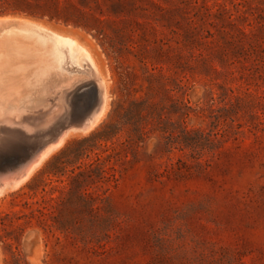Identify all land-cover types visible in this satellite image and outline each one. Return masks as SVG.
<instances>
[{"label": "rangeland", "instance_id": "1", "mask_svg": "<svg viewBox=\"0 0 264 264\" xmlns=\"http://www.w3.org/2000/svg\"><path fill=\"white\" fill-rule=\"evenodd\" d=\"M5 18L86 46L108 104L88 124L96 77L45 79L0 179L70 132L0 192V264H264V0H0Z\"/></svg>", "mask_w": 264, "mask_h": 264}, {"label": "bare ground", "instance_id": "2", "mask_svg": "<svg viewBox=\"0 0 264 264\" xmlns=\"http://www.w3.org/2000/svg\"><path fill=\"white\" fill-rule=\"evenodd\" d=\"M66 63L72 69L74 66L77 68V70L81 72L86 71L87 74H91V76H94V78L96 77L95 80L97 81L98 87V89L96 90H98L100 99L99 107L96 105V107L99 108L96 116L94 117L93 121L89 120L88 122V124H92L98 118H100V116L102 118V114L104 113L108 104V94L106 84L99 69V64L97 63L96 59L93 57L89 49L82 43H80L77 39H73L56 31H50L43 25V23L41 24L39 22H33L28 19L19 18L0 19V154L8 149L10 150V148L14 146L15 139H22L26 137L28 132L29 134L32 133L30 132L31 129L37 126L38 119H41V116L44 113V111L42 112L39 108V106H41V103H39L41 101V98L38 97L43 94L42 92H44L43 88L45 85L43 84L46 82L48 83L47 80L51 75H55V73H63L66 67L64 65ZM75 73H78V71ZM79 75L77 76L80 78L81 75ZM65 78H67V76ZM71 78L73 79L76 77L72 75ZM77 80L79 79L76 78L75 81ZM81 80L79 82H81ZM64 81L66 82L67 79H65ZM71 82H69V85L62 84L61 89L63 86H65V88H69L66 86L74 85V83L70 84ZM79 82L77 84H79ZM55 83H58V81ZM42 85L43 87H40ZM33 87H37V89L35 88V90L33 89ZM65 93L63 95H65ZM55 97L52 96L51 98L55 99ZM60 98V100L62 101L63 97ZM55 100L57 102V98ZM46 101L49 102L48 99ZM67 101L69 102L70 100L68 99ZM50 103L51 102H49V104ZM52 103L51 105H53ZM43 104L44 103H42V105ZM49 104H47V106ZM56 107V110L54 109L56 111L55 114H58L57 110L60 109V111H62V107H60V105ZM96 107L95 109H97ZM45 108L48 109V107H44V109ZM60 113L59 115H61ZM51 115L53 116L52 113ZM54 117L56 118L58 116ZM53 119H51V121ZM45 123H42L41 128L42 126H47V124H50L51 122L46 124ZM94 124L95 123H93V125ZM81 127H83V129L85 128L82 125ZM69 132L64 131L62 134L56 133L57 135H60L56 139H54L56 134L52 133V136L50 135V138L52 137L53 141L49 142L47 145H44L42 149L35 151L32 158L29 159L28 162L23 165L22 169L17 173V175L12 178L13 185H10L11 180L9 178L0 179V192H4V190L9 186H16L17 184L28 178L34 168H36L37 165H39L53 150H55V148H57L64 142Z\"/></svg>", "mask_w": 264, "mask_h": 264}]
</instances>
